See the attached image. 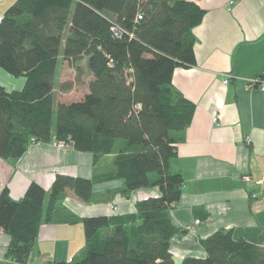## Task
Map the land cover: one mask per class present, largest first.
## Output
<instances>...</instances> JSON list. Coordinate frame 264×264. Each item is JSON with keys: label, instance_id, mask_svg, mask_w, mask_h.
<instances>
[{"label": "trees", "instance_id": "trees-1", "mask_svg": "<svg viewBox=\"0 0 264 264\" xmlns=\"http://www.w3.org/2000/svg\"><path fill=\"white\" fill-rule=\"evenodd\" d=\"M203 16V9L186 0H16L5 10L0 67L25 82L14 91L0 85V159L20 158L34 139L70 141L95 161L121 139L114 169L124 192L160 191L136 202L133 214L83 218L84 257L49 264H264L263 248L233 240L225 230L202 241L204 258L178 263L169 252L177 229L167 210L182 187L181 175L170 169L177 143L172 134L183 131L194 113L171 79L175 68L194 65L192 30ZM113 25L122 29L119 37ZM60 55L76 72L85 59L92 80L81 100L56 105ZM65 190L88 201L92 181L56 175L45 208V191L35 183L17 201L8 188L0 190L6 259L28 262L40 224L51 220Z\"/></svg>", "mask_w": 264, "mask_h": 264}, {"label": "crops", "instance_id": "crops-1", "mask_svg": "<svg viewBox=\"0 0 264 264\" xmlns=\"http://www.w3.org/2000/svg\"><path fill=\"white\" fill-rule=\"evenodd\" d=\"M15 1L0 0V20ZM186 1L196 3L204 16L192 30L194 65L175 68L171 79L172 87L194 104L190 124L172 134L177 143L170 169L181 175L182 187L167 214L177 229L169 252L178 263L186 257L204 258L202 241L218 230L264 249V91L250 83L264 77V0ZM83 61L85 72L78 82L83 91L76 101L88 93L92 80ZM59 63L54 87L60 68L69 65L62 55ZM226 75L230 80L223 84ZM24 82L23 76L14 77L0 67V85L6 91L20 90ZM212 117H217V125ZM55 143H32L20 158L0 159V190L8 188L17 201L35 183L45 191L44 208L56 175L92 181L88 201L64 191L51 220L40 224L26 264L81 258L83 218L133 214L136 202L160 195L157 187L124 192L114 169L123 141L95 161L91 153L72 146L59 149ZM245 175L251 179L247 184L242 181ZM251 193L257 197L250 198ZM8 243L9 236L0 229V264H19L5 258Z\"/></svg>", "mask_w": 264, "mask_h": 264}, {"label": "rangeland", "instance_id": "rangeland-1", "mask_svg": "<svg viewBox=\"0 0 264 264\" xmlns=\"http://www.w3.org/2000/svg\"><path fill=\"white\" fill-rule=\"evenodd\" d=\"M84 61L82 60L79 64V72H76L75 68L70 66V65H63L62 69L60 68V70L58 71V75L56 76V80H55V100H56V105L57 104H62L60 102L65 101V102H69L72 103L73 101L76 102V100H78L80 98V95L83 91L82 89V84L80 85L79 79L81 78V75H84L85 70H82V68H84ZM83 63V64H82ZM64 66L67 67V71L64 68ZM86 66V65H85ZM61 67V64L59 63L57 65V68ZM63 72L62 73V71ZM66 73V74H64ZM63 75V76H60ZM61 77H65V78H61ZM84 78V76H83ZM85 79V78H84ZM68 103V104H69ZM53 123H55V115L53 116ZM122 141L121 139H118L116 142ZM30 144H32V141L30 142ZM56 146V145H55ZM57 147V146H56ZM71 147L70 145L68 147L64 146V147H58L59 149H66ZM84 256H81V258H77V261L82 259Z\"/></svg>", "mask_w": 264, "mask_h": 264}, {"label": "built area", "instance_id": "built-area-1", "mask_svg": "<svg viewBox=\"0 0 264 264\" xmlns=\"http://www.w3.org/2000/svg\"><path fill=\"white\" fill-rule=\"evenodd\" d=\"M230 3H232V2H230ZM111 31L115 37H119L122 34V29L116 25L112 26ZM229 80H230V76L226 75L224 80H223V84H227L229 82ZM250 83L257 85L259 90L264 91V77L254 79V80L250 81ZM212 122H214L217 125L218 124L217 123V117H212ZM31 141H32V143H35L34 139H31ZM55 145L57 147H64V146L68 147L69 145L72 146V143L70 141H57L55 143ZM242 181L244 184H247L251 181V179L249 176L245 175L242 177ZM256 183L258 184L259 181H256ZM256 197H257V195L255 193L250 194V198H256ZM172 205L173 204H171V206ZM194 223L199 224L200 220H195ZM40 264H49V263L47 261H42Z\"/></svg>", "mask_w": 264, "mask_h": 264}]
</instances>
